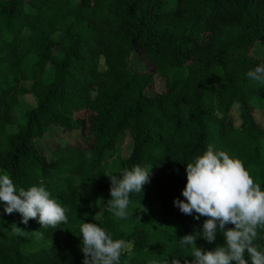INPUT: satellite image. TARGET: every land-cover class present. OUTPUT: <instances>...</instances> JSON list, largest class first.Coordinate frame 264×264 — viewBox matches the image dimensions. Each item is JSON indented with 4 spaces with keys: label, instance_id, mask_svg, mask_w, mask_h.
<instances>
[{
    "label": "trees",
    "instance_id": "16d2710c",
    "mask_svg": "<svg viewBox=\"0 0 264 264\" xmlns=\"http://www.w3.org/2000/svg\"><path fill=\"white\" fill-rule=\"evenodd\" d=\"M255 42L264 43V0H175L173 9L163 0H0V174L17 188L43 184L68 218L55 229L25 225L0 202V264H83V221L129 244L120 264L191 260L179 238L206 217L173 203L185 199L187 163L213 144L264 189V127L253 115L264 113V85L247 77L264 63L250 52ZM133 52L148 68H129ZM155 74L163 87L147 94ZM25 93L34 104L22 107ZM49 127L79 136L46 157L35 142ZM135 164L150 170V182L130 202L153 188L155 207L146 218L110 220L108 176ZM93 199L104 218L87 212ZM254 243L264 249V228ZM195 244L212 250L225 239L218 231L214 242L198 236ZM244 259L251 264L247 252Z\"/></svg>",
    "mask_w": 264,
    "mask_h": 264
},
{
    "label": "clouds",
    "instance_id": "9594fccd",
    "mask_svg": "<svg viewBox=\"0 0 264 264\" xmlns=\"http://www.w3.org/2000/svg\"><path fill=\"white\" fill-rule=\"evenodd\" d=\"M247 77L264 85V63L248 71ZM185 171L186 184L181 192L185 199H174L173 203L185 215L195 213L194 219H206L200 231L179 238L182 247L191 248L192 258L183 264H247L245 252L251 264H264V249L254 243L258 228H264V189L254 182L243 162L208 144L202 154L185 165ZM108 178V210L117 218L127 219L130 195L142 192L150 182V170L135 164L121 169L119 176ZM0 202L5 214L19 213L25 225L36 219L41 227L55 229L68 222L67 209L52 198L43 184L17 188L7 173L0 174ZM228 224L234 227L226 228ZM218 231L225 239L223 246L212 250L196 246L198 236L212 243ZM16 232L23 234L24 230L16 226ZM79 236L83 264H120L126 249L123 239L114 240L105 229L84 221ZM171 264H181V260L174 258Z\"/></svg>",
    "mask_w": 264,
    "mask_h": 264
},
{
    "label": "rangeland",
    "instance_id": "374dc122",
    "mask_svg": "<svg viewBox=\"0 0 264 264\" xmlns=\"http://www.w3.org/2000/svg\"><path fill=\"white\" fill-rule=\"evenodd\" d=\"M74 1L76 0H72V2ZM163 2L167 9H173L175 6V0H163ZM64 24L65 23L63 22L60 23L59 28L61 29ZM57 34H59V32ZM250 52L253 55L264 57V43L255 42L252 45ZM98 64H99V68L103 67V61L101 58L99 59ZM129 68L132 70L142 69V68H148V65L139 53L133 52L131 53V56H130ZM26 84H28V82H26ZM162 87H163V84H162L161 79L158 77V75L155 74L154 79H153V85L149 87L148 89H146V93L154 94L160 91ZM22 100H23L22 101L23 103L21 104L22 107L23 106L26 107V106H29L30 104L31 105L34 104L33 95L30 93L23 94ZM237 115H238L237 109L235 108V106H232L230 109V116L234 124H237L239 122V118ZM253 115H254L255 120L259 122V124L262 127H264V113L256 109V110H253ZM9 130H12V129L10 128ZM78 136H79L78 131H74L72 133H63L58 128L49 127L47 132L42 136V138L37 139L35 143H36V147L38 148V150L43 152V154H45V156L47 157L51 154L53 148L55 147L57 143L58 144L60 142L66 143L67 141L72 142ZM118 142L120 144L119 153L122 156L127 155L131 147V141L126 132L122 133V135L118 139ZM107 162H110V159H108ZM155 199H156L155 191L153 190V188H148L141 200L130 202L129 207H128V212H129L128 217L132 216L133 214H136L137 216L146 218L148 213L152 210V208L155 207ZM101 211H102L101 205L98 204L97 199H93L90 202L87 212L90 213L92 216L102 219L104 218V215L102 214ZM107 216H108V219L110 220H124V219L117 218L116 216L113 215L112 212H109ZM126 247L127 248L129 247L128 243H126Z\"/></svg>",
    "mask_w": 264,
    "mask_h": 264
}]
</instances>
